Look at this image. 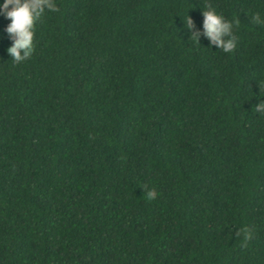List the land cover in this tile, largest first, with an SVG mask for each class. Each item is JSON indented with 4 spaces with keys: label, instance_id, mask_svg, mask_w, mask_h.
Listing matches in <instances>:
<instances>
[{
    "label": "trees",
    "instance_id": "1",
    "mask_svg": "<svg viewBox=\"0 0 264 264\" xmlns=\"http://www.w3.org/2000/svg\"><path fill=\"white\" fill-rule=\"evenodd\" d=\"M51 2L18 62L0 17V264H264V0Z\"/></svg>",
    "mask_w": 264,
    "mask_h": 264
},
{
    "label": "clouds",
    "instance_id": "2",
    "mask_svg": "<svg viewBox=\"0 0 264 264\" xmlns=\"http://www.w3.org/2000/svg\"><path fill=\"white\" fill-rule=\"evenodd\" d=\"M45 8L55 11V5L51 0H0V17L9 21L4 28V32L11 40L6 52L13 61L18 62L29 56L32 50V27ZM202 15L203 32L210 43L217 44L225 52L231 50L233 40L231 38L221 40L220 37L230 36L232 25L213 11L203 12ZM190 24L191 21L187 17L184 26L189 27ZM193 38L196 41V38ZM256 110H264V102L257 103ZM147 195L152 197L154 194L148 191Z\"/></svg>",
    "mask_w": 264,
    "mask_h": 264
}]
</instances>
